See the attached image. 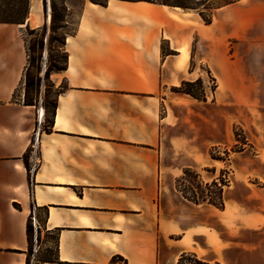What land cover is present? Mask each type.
Masks as SVG:
<instances>
[{
  "label": "crops",
  "instance_id": "crops-1",
  "mask_svg": "<svg viewBox=\"0 0 264 264\" xmlns=\"http://www.w3.org/2000/svg\"><path fill=\"white\" fill-rule=\"evenodd\" d=\"M66 5L79 14L49 122L44 107L16 99L22 50L0 45V264H27L30 219L55 236L56 262L39 264H177L184 253L264 264V219L174 217L162 186L174 174L163 154L168 88L204 80L205 63L222 82L228 134L244 126L249 101L264 111V0L224 6L211 24L147 1Z\"/></svg>",
  "mask_w": 264,
  "mask_h": 264
},
{
  "label": "rangeland",
  "instance_id": "rangeland-1",
  "mask_svg": "<svg viewBox=\"0 0 264 264\" xmlns=\"http://www.w3.org/2000/svg\"><path fill=\"white\" fill-rule=\"evenodd\" d=\"M179 1L189 7H177L189 14L187 17L203 13L206 17L212 16L213 20L214 13L220 9L218 4L229 0ZM53 9L57 17L54 24L55 34L52 33ZM78 14L79 10H69L64 0H29V17L24 27L17 24H0V45H10L13 42L24 54L23 86L16 92L17 100L25 95L27 89L28 102H34L39 108L47 105L52 109L58 93L66 84L63 82L56 87L54 79H57L56 75L60 72L53 70L48 75L46 72L50 67L63 63L61 41L65 34L75 31ZM21 43L25 50L22 49ZM181 55L180 64L184 62V52ZM192 63L193 69L196 64ZM29 66L27 79L26 69ZM200 70L204 75L202 84L189 87L200 100L176 93L174 87L166 90L169 100L172 101L171 107L167 108V121L170 125L164 137L163 154L168 166L174 167V174L162 178L163 188L168 189L163 204L167 209L174 211V217L179 213L200 220L264 219V111L259 101H249L244 126H233L228 134L231 125L227 121L228 111L223 107L222 82L212 75L205 63L200 65ZM181 97H186L187 100L184 101ZM189 169L198 173L200 178L194 181L188 177L178 182ZM213 181L223 189L225 212L206 203L195 205L183 199V195L191 197L196 194V198L201 199L211 194L218 202L219 190L216 187H206ZM169 190L176 194V197H183L180 198L182 204L170 195ZM218 230L226 235L229 232L232 234L237 228L220 226ZM54 240V235L44 238L41 234L38 235L34 223L31 222L32 245L29 264L54 259Z\"/></svg>",
  "mask_w": 264,
  "mask_h": 264
},
{
  "label": "trees",
  "instance_id": "trees-1",
  "mask_svg": "<svg viewBox=\"0 0 264 264\" xmlns=\"http://www.w3.org/2000/svg\"><path fill=\"white\" fill-rule=\"evenodd\" d=\"M66 1L67 0H64V4H66ZM89 1L94 3V4L105 6L108 0H106V1H104V0H89ZM124 1H132V2L147 1V2L165 5V6L189 8L179 0H124ZM201 1L204 2V0H201ZM237 1H240V0H229V1H225L223 3H219L218 8H222L224 6L235 3ZM200 16L202 17V19L204 20V22L206 24L212 23V16L206 17L203 13H200ZM28 17H29V0H0V24L22 25V24H25ZM52 18H53L52 19V21H53L52 33L55 34L56 26L54 24H55V20L57 18L55 9H53V11H52ZM64 24L66 25L67 22H64ZM68 35L69 34H65L63 36L62 41H61V44L63 47L62 52L64 54L63 63L60 66L55 65L53 68L50 67L47 70L46 75H48V73L53 71V70H57L58 72H61L67 68V66H68V53L66 52L65 45H66V40H67ZM39 68L41 71V67H39ZM29 71H30V66L26 69L27 79H29ZM196 84H202V80L199 79L193 83L183 82L179 88H176L175 92L180 93V94L189 95L196 100H200L199 96L196 95L192 90L189 89V87H193ZM63 89L64 88H62V91H63ZM62 91H60L58 94H60ZM24 96H25V100H24L25 105H28V106L37 105L34 102H28L27 101V97H28L27 89L25 91ZM56 107H57V98L55 100L54 105L52 106V109H50L49 106H47V105L44 106V108L46 110L48 122H49L50 116L54 113ZM27 168H28V171L30 172L29 165H27ZM188 177L194 181H197L200 178L198 173L189 169V170L185 171L184 176L181 177L178 180V182H182L185 180V178H188ZM206 187H207V189L212 188V187H216L219 190L218 198H217L218 202H216V200L212 197L211 194L210 195L207 194L206 196L202 197L201 199L196 198V194L191 196V197H187V196L183 195V197L187 201L194 203V204H197V205L206 203V204L212 205V206H214L220 210H223L225 208V205L223 203V189H222V187L219 186L218 183L215 181H213L211 185L207 184ZM181 192L183 193V191H181ZM27 233H28V241H29V255H28V259H27V264H29V257H30L31 245H32V241H31V219L28 221ZM116 260H121V259L120 258H117V259L114 258L112 261V264H115ZM48 261L49 262H56V257L54 259L48 260ZM188 262H191V263L193 262L194 264H211V263H206V262L200 260L195 254H192V253H184L179 258L177 264H187ZM213 264H219V263H213Z\"/></svg>",
  "mask_w": 264,
  "mask_h": 264
},
{
  "label": "built area",
  "instance_id": "built-area-1",
  "mask_svg": "<svg viewBox=\"0 0 264 264\" xmlns=\"http://www.w3.org/2000/svg\"><path fill=\"white\" fill-rule=\"evenodd\" d=\"M37 144H38V137L36 136L35 143H34L35 151L37 150Z\"/></svg>",
  "mask_w": 264,
  "mask_h": 264
},
{
  "label": "bare ground",
  "instance_id": "bare-ground-1",
  "mask_svg": "<svg viewBox=\"0 0 264 264\" xmlns=\"http://www.w3.org/2000/svg\"><path fill=\"white\" fill-rule=\"evenodd\" d=\"M21 27H24L25 26V24H22V25H20Z\"/></svg>",
  "mask_w": 264,
  "mask_h": 264
}]
</instances>
